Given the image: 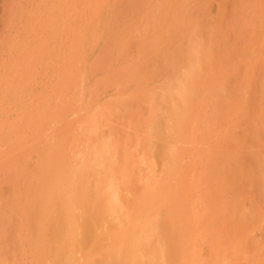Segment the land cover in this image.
Masks as SVG:
<instances>
[{"label": "rangeland", "instance_id": "rangeland-1", "mask_svg": "<svg viewBox=\"0 0 264 264\" xmlns=\"http://www.w3.org/2000/svg\"><path fill=\"white\" fill-rule=\"evenodd\" d=\"M44 2L0 153V204L30 219L27 264L105 263L117 216L98 162L127 183L121 209L167 175L165 202L185 188L164 207L178 225L165 264H264V0Z\"/></svg>", "mask_w": 264, "mask_h": 264}, {"label": "bare ground", "instance_id": "bare-ground-1", "mask_svg": "<svg viewBox=\"0 0 264 264\" xmlns=\"http://www.w3.org/2000/svg\"><path fill=\"white\" fill-rule=\"evenodd\" d=\"M46 6L47 2L45 3L44 0H0V153H2V150L11 151L10 147L14 141L12 140L15 121L13 95L15 88H17V84L18 86L21 85L17 83V81L19 82V80L21 81L22 79L18 80V78H27L31 66L29 59L31 53L34 52L36 56V53L39 55L43 50V36L45 35L44 20H46L47 13ZM24 81H26L25 78ZM94 158L96 159V157ZM97 165L102 171L104 170L103 174H101L103 177H106V182H108L107 195L109 201L107 203L111 205L110 207L108 206V210L110 209V214L115 211L113 215L114 217L117 216L116 219L118 220L113 218L115 225L112 226L117 233L114 232L112 228H109V234H107L108 232L106 233V236L108 235L107 250H104L107 251V253H105L107 254V258L104 264H157V258L155 259L156 255H159L163 260V264H165V253L172 247L170 248L171 245L168 243L162 245L161 240L165 237L166 239L169 236L173 237L175 230L178 229V225L171 223L172 231L169 229L166 221L162 219L163 215L168 211L165 210L164 207L170 203L171 205L178 204L180 199L179 193L183 192L185 188L182 186H180L181 188H177L176 192L174 191V195L176 196L171 194L173 200L168 204V201H164V195L166 193L163 192V187L165 186L168 175L167 177L164 176L166 181L163 180L164 178L162 177V179H160L163 180L161 182L162 184H159V179H157L158 181L156 180L157 183L159 182L157 187H155L156 189L152 186L150 187L151 189L147 186L142 187L143 191L139 192L138 196L136 195L138 198L134 197V199L128 195H124V198H126L125 200H127L125 204L128 207L125 206L126 210H122L125 207L121 209V207L124 206L123 203H120L123 201V199L121 201V186L124 185V187H127V183H122L123 185L120 187L117 186L116 183L114 184L111 171L114 166L113 163H109L111 166H104V163L99 164L98 162ZM98 180H100V178ZM101 185L100 183V186ZM154 186H156V184ZM104 195L105 194H103V197ZM148 203L150 204L149 206ZM26 211L23 212L24 216L19 214L17 217H13L11 214V207H8L7 204H5V206L0 204V264H27L26 255L30 240L29 235L31 234L29 233L30 227L28 224L30 219H27ZM182 228L185 229V226H182ZM188 231L189 230L184 231V234L188 233ZM189 234L185 236L188 237L190 236ZM153 239H155L156 242L153 243ZM193 239L194 238H192V240ZM204 241L205 239L202 237L201 242ZM63 243L60 249L65 248V245H67L65 242ZM59 251L61 252L63 250ZM178 252H175L177 255L174 256L176 261L182 258L185 260L183 257L184 254H178ZM195 253L192 251L186 255V260L189 259L187 262L185 260L186 264H194L198 261L197 254ZM225 262L226 259L221 258L219 264H224Z\"/></svg>", "mask_w": 264, "mask_h": 264}]
</instances>
